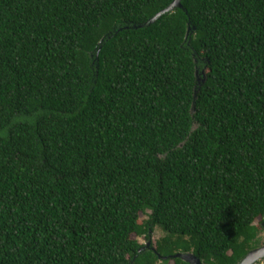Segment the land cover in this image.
Instances as JSON below:
<instances>
[{
  "label": "trees",
  "instance_id": "1",
  "mask_svg": "<svg viewBox=\"0 0 264 264\" xmlns=\"http://www.w3.org/2000/svg\"><path fill=\"white\" fill-rule=\"evenodd\" d=\"M173 1L0 0V264L262 245L264 0Z\"/></svg>",
  "mask_w": 264,
  "mask_h": 264
},
{
  "label": "water",
  "instance_id": "2",
  "mask_svg": "<svg viewBox=\"0 0 264 264\" xmlns=\"http://www.w3.org/2000/svg\"><path fill=\"white\" fill-rule=\"evenodd\" d=\"M181 0H174L167 8L161 10L158 12L154 17L148 20L146 23L147 25L152 24L156 19H158L162 14H165L167 12L174 11L177 8H181ZM189 31V29H188ZM188 35V32L186 36ZM202 75L204 77L205 73L204 71L202 72ZM201 82H204L202 80ZM264 228V224H263ZM150 245V242L147 243V247ZM167 257H163L162 259H166ZM171 258H179L183 262H186L187 264H202L201 260L195 256L191 252L183 253L179 252L171 256ZM264 259V244H262L260 247H257L250 252H248L245 257L239 262V264H256L257 262L261 261Z\"/></svg>",
  "mask_w": 264,
  "mask_h": 264
},
{
  "label": "rangeland",
  "instance_id": "3",
  "mask_svg": "<svg viewBox=\"0 0 264 264\" xmlns=\"http://www.w3.org/2000/svg\"><path fill=\"white\" fill-rule=\"evenodd\" d=\"M205 73V71H204ZM199 81V80H198ZM140 218L142 219H146V216H143V215H140ZM256 223L259 225L260 224V221H256ZM262 226V231L260 232V240L262 241V244H264V228H263V224H261ZM163 236V233L160 229L156 228L154 229V231L151 233V237H150V244L154 245L155 242ZM137 241L140 243V244H144V245H147L148 241H146L144 238H137ZM169 264H172V262H170ZM256 264H264V259L257 262Z\"/></svg>",
  "mask_w": 264,
  "mask_h": 264
}]
</instances>
